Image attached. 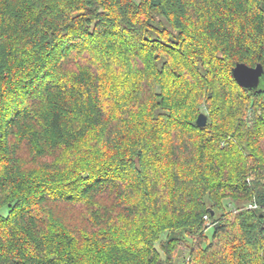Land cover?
Here are the masks:
<instances>
[{"label": "trees", "instance_id": "trees-1", "mask_svg": "<svg viewBox=\"0 0 264 264\" xmlns=\"http://www.w3.org/2000/svg\"><path fill=\"white\" fill-rule=\"evenodd\" d=\"M238 63L264 0H0V264H264Z\"/></svg>", "mask_w": 264, "mask_h": 264}, {"label": "water", "instance_id": "water-1", "mask_svg": "<svg viewBox=\"0 0 264 264\" xmlns=\"http://www.w3.org/2000/svg\"><path fill=\"white\" fill-rule=\"evenodd\" d=\"M232 76L239 86L244 89L257 90L261 79L264 78V68L262 64L250 67L244 63H238L232 69ZM208 117L200 114L197 118L196 125L204 128L207 125Z\"/></svg>", "mask_w": 264, "mask_h": 264}, {"label": "rangeland", "instance_id": "rangeland-1", "mask_svg": "<svg viewBox=\"0 0 264 264\" xmlns=\"http://www.w3.org/2000/svg\"><path fill=\"white\" fill-rule=\"evenodd\" d=\"M164 25H165V26H168L167 24H164ZM258 88H259L260 90H261V89H264V78L261 79ZM230 202H231L230 200H226V201H225V204H226L227 209L233 207V204L230 203ZM248 205H249V204H248ZM248 205H247V206H248ZM250 207H251V206H250ZM68 212H69L70 214L74 215V217H75L74 219H75V220L77 219L78 222L80 221V217H81V214H82V209H74V210H73L72 208H69V209H68ZM167 236H168L167 233L163 234L161 240H165V239L167 238ZM208 237H209V238L211 237V231L208 233ZM161 253H162V252H161ZM162 259H163V260L165 259V254H163V253H162ZM178 264H180V263H178Z\"/></svg>", "mask_w": 264, "mask_h": 264}]
</instances>
